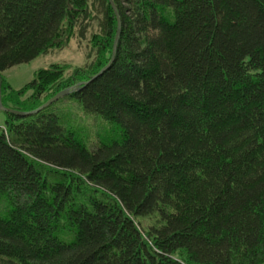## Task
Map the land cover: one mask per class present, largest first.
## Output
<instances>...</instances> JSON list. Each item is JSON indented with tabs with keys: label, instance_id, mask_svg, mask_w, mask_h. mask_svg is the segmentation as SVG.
I'll list each match as a JSON object with an SVG mask.
<instances>
[{
	"label": "trees",
	"instance_id": "obj_1",
	"mask_svg": "<svg viewBox=\"0 0 264 264\" xmlns=\"http://www.w3.org/2000/svg\"><path fill=\"white\" fill-rule=\"evenodd\" d=\"M112 1L89 81L108 0H0V73L90 45L0 76L69 90L0 111V264H264V0Z\"/></svg>",
	"mask_w": 264,
	"mask_h": 264
},
{
	"label": "rangeland",
	"instance_id": "obj_2",
	"mask_svg": "<svg viewBox=\"0 0 264 264\" xmlns=\"http://www.w3.org/2000/svg\"><path fill=\"white\" fill-rule=\"evenodd\" d=\"M76 38L72 37L61 50H56L49 55H41L27 64H21L1 72L0 76L4 85H8L13 89H19L33 79L37 70L46 68L53 63L67 65L68 71H71L76 66H81L90 45L86 41L80 43ZM1 118L0 116V122Z\"/></svg>",
	"mask_w": 264,
	"mask_h": 264
},
{
	"label": "water",
	"instance_id": "obj_3",
	"mask_svg": "<svg viewBox=\"0 0 264 264\" xmlns=\"http://www.w3.org/2000/svg\"><path fill=\"white\" fill-rule=\"evenodd\" d=\"M108 2L111 5L112 9L114 10V12L116 14V18H117V32H116V35H115V38H114V42H113L112 57H111L109 63L105 67H103L96 75H94L89 81H91L92 79L98 77L105 70H107L110 67V65L112 64V62H113V60L115 58V54H116V49H117V45H118V41H119V36H120V19H119V15H118V13L116 11V8H115V5H114L113 1L112 0H108ZM88 82H82L80 84H83V83L85 84V83H88ZM68 93H69V90L68 89H65L63 91H60L59 93H57L56 95H54L53 97H51L48 101H46L44 104H42L41 106H39L35 110H32L30 112H22V111H17V110H13V109L7 108V107H5L2 104V101H1V81H0V111L12 113V114H15V115H18V116H27V115L36 113L37 111H39V110L47 107L52 102L58 100L59 98L63 97L64 95H66Z\"/></svg>",
	"mask_w": 264,
	"mask_h": 264
}]
</instances>
